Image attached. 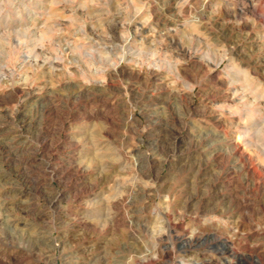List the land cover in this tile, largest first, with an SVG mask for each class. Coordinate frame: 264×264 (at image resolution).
I'll return each mask as SVG.
<instances>
[{
	"label": "rangeland",
	"instance_id": "rangeland-1",
	"mask_svg": "<svg viewBox=\"0 0 264 264\" xmlns=\"http://www.w3.org/2000/svg\"><path fill=\"white\" fill-rule=\"evenodd\" d=\"M156 3L0 0V264H264V0Z\"/></svg>",
	"mask_w": 264,
	"mask_h": 264
},
{
	"label": "bare ground",
	"instance_id": "bare-ground-1",
	"mask_svg": "<svg viewBox=\"0 0 264 264\" xmlns=\"http://www.w3.org/2000/svg\"><path fill=\"white\" fill-rule=\"evenodd\" d=\"M67 1V0H66ZM69 1V0H68ZM86 1V0H85ZM145 1H147V3H149L150 5H151V8H152V16H153V21L156 23V26L157 27H159V28H163V29H165L166 27H168L169 25H171V24H174L172 21H170V19L168 20V19H166L165 18V16L163 15V13H162V10L161 9H159V8H157L158 6H157V3H156V0H145ZM177 1V0H176ZM191 1V0H190ZM253 1V0H252ZM257 1V0H256ZM251 2V1H250ZM60 3H63V0H52V7L53 6H55V5H58V4H60ZM82 3V2H81ZM78 4H80V1L78 2ZM160 4V3H159ZM83 5V9H85V11L88 13V14H90V15H92L94 12H97V11H100L101 9H99V7H97V6H87L85 3L84 4H82ZM255 5V4H254ZM160 7V6H159ZM163 7V6H162ZM187 6L186 5H183V7H182V9H185ZM176 8V7H175ZM164 9V8H163ZM103 10V9H102ZM169 10V9H168ZM176 10V9H175ZM56 11V10H55ZM167 11V10H166ZM187 11V10H186ZM164 12V11H163ZM168 13V12H167ZM57 14V13H56ZM166 15V14H165ZM170 16V15H169ZM179 19H181V18H179ZM182 20H183V18H182ZM21 22V21H20ZM59 24L60 23H58V21H57V23H54L53 25H48L43 31H42V36H47V35H49L52 31H54V28L55 27H57V26H59ZM23 25V24H22ZM178 25V24H177ZM145 26V25H144ZM176 26V25H175ZM15 27V26H14ZM19 27V26H18ZM171 27V26H170ZM183 30V29H182ZM185 32V31H184ZM25 33L24 32H22V33H20V35H24ZM176 36H178V37H183L184 35H183V31H179L178 32V35H176ZM174 38V37H173ZM179 39V38H178ZM237 49V48H236ZM185 54H187V52L185 53ZM184 54V55H185ZM93 57V56H92ZM193 59H195V60H197L196 58H193ZM227 59V58H226ZM230 59V58H229ZM11 60V59H10ZM231 61V60H230ZM198 63V62H197ZM201 66V65H200ZM4 68V67H3ZM3 68H1L0 70H1V72L3 73V71H4V69ZM7 69V68H6ZM185 70V69H184ZM7 71V70H6ZM5 73V72H4ZM155 73V72H154ZM202 73V72H201ZM264 74V73H263ZM12 75V74H11ZM151 75V74H150ZM213 75V74H212ZM2 76V75H1ZM3 76H4V74H3ZM2 76V77H3ZM153 76V75H152ZM218 76V75H217ZM264 80V79H263ZM223 81V80H222ZM224 82V81H223ZM226 82V81H225ZM244 83H246V82H244ZM234 85V84H236V83H230V85ZM88 90V89H87ZM22 91V90H21ZM89 91V90H88ZM19 92V91H18ZM73 93V92H72ZM24 94V93H23ZM81 94H82V92L81 91H78L77 93H75L73 96H71V98L73 99V101L74 100H77L80 96H81ZM90 94V93H89ZM88 95V94H87ZM26 96H29V93L27 94L26 93ZM146 97V96H145ZM98 98V97H97ZM28 99V98H27ZM88 99V98H87ZM94 99V98H93ZM146 99L147 98H142L141 99V103H142V112H143V114L145 115V117H146V121L147 122H150V124H149V126H150V132H152V131H154V129H155V127H157V123H156V116L154 115L155 113H152V111H151V106H152V104H149L150 102L149 101H146ZM143 100H145V102L143 101ZM100 101V100H99ZM143 101V102H142ZM226 101V100H225ZM98 102V101H97ZM95 103V102H94ZM152 103V102H151ZM52 108L51 107H49V108H47L46 109V112L48 113V114H51V112H52ZM46 113V114H47ZM93 113V112H92ZM76 117V116H75ZM233 118V117H232ZM231 118V119H232ZM219 120H221V119H216V120H214L215 121V123H218V121ZM227 121V120H226ZM229 121V120H228ZM225 122V121H224ZM230 122V121H229ZM32 124V123H31ZM161 125V124H160ZM4 130V129H3ZM2 131L0 130V133H1ZM3 133V132H2ZM2 135H4V133L2 134ZM22 137V136H21ZM6 138V137H5ZM217 139V138H216ZM177 140V139H176ZM177 142V141H176ZM21 143V142H20ZM203 143V142H202ZM201 143V141L200 140H197V142H196V145L197 146H199V145H201L202 144ZM212 143V142H211ZM223 145H225V146H227L228 144H230L231 142H230V140H226V141H223V142H221ZM175 144V143H174ZM11 145V146H10ZM66 147V146H65ZM174 147V146H173ZM231 147V149H229V150H226V152H230V153H232V154H234V155H236V156H238V159H237V161H242V162H245L246 160H248L249 161V158L248 159H246L245 160V155H244V153H242V152H240L241 150H240V147H239V145H237V144H233V145H231L230 146ZM177 148V147H176ZM212 149H214V151L213 152H215V151H217V150H221V148L219 147V146H217V144H214L212 147H211ZM5 149L7 150V152H10L9 153V155H7L6 157H9V156H11V155H16L17 153H18V151L20 150V145L19 144H17V145H13V142L11 143V144H9V143H7L6 145H5ZM24 150V149H23ZM177 150V149H176ZM219 152V151H218ZM6 153V152H5ZM19 154V153H18ZM228 154V153H227ZM14 159H15V157H14ZM27 161V160H26ZM148 162H149V160H148ZM25 163V162H24ZM44 164H46V166H45V168H49V167H51V164L49 163V162H44ZM245 165H246V168L248 169V171H250L251 169L249 168V166L246 164V162H245ZM65 169L64 170H61L62 171V173L61 174H57L58 175V178L60 179V180H64V179H69V178H71L72 176H74V175H76L77 173H78V168H80L77 164H75L74 162H66V164H64V166H63ZM62 169V168H61ZM97 169H99V168H97ZM255 169V168H254ZM52 171L53 172H56V169H52ZM30 175L26 172V173H24V175H23V185H25V186H27L29 183H30ZM74 178V177H73ZM24 189V188H23ZM11 190V189H10ZM20 190H22V189H20ZM30 190V189H29ZM28 190V191H29ZM9 192V191H8ZM22 192V191H21ZM23 193V192H22ZM38 193V192H37ZM43 193V192H42ZM31 193L30 192H28V195H30ZM34 194V193H33ZM54 194V193H53ZM7 195V194H6ZM10 195V194H9ZM74 195V194H73ZM64 196H65V193H63V191H57V193H56V196H54V197H52V198H50V199H47V203H48V206H50V207H53V206H55L57 203H59L60 202V200L62 199V198H64ZM67 196V195H66ZM44 197V196H43ZM67 198V197H66ZM65 198V199H66ZM6 199L5 200H0V209H3V207H5L6 205H7V202H9V201H6ZM62 202V201H61ZM206 202V201H205ZM26 204V205H25ZM25 204H22L21 205V207H19L17 210H16V212H25V213H27L30 209H31V203L30 204H27V203H25ZM113 204V203H112ZM211 204V203H210ZM47 205V204H46ZM189 205V204H188ZM215 204H213V206H214ZM8 206V205H7ZM25 206V207H24ZM57 206V205H56ZM113 206V205H112ZM116 206H118V205H116ZM181 206V205H180ZM203 206V205H202ZM205 206V205H204ZM228 207V206H227ZM8 208V207H7ZM58 208H59V206H58ZM116 208H118V207H116ZM54 209V208H53ZM189 209V208H188ZM208 209V208H207ZM212 209V208H211ZM214 209V208H213ZM46 210V209H45ZM177 211V210H176ZM206 211V210H205ZM211 211V210H210ZM13 211H8V212H6L7 214H5V213H1L0 212V225H2V224H11V223H13V222H15L16 221V219H14V218H11L10 216L12 215V214H14V212L12 213ZM208 212H209V210H208ZM63 213V212H62ZM192 213V212H191ZM206 214V213H205ZM205 216V215H204ZM199 219V218H198ZM167 224H168V226H170V221H169V219L167 218ZM236 223V222H235ZM62 224H67L66 223V221H64V222H62ZM236 225V224H235ZM38 227V226H37ZM40 227V226H39ZM237 227V226H236ZM216 228V227H215ZM39 231V230H38ZM34 231H33V227L31 228V230H30V234H28V236H29V240H32L33 239V235H34V233H33ZM168 232H170L169 230H168ZM219 232V231H218ZM38 236H37V239H39V240H43V239H46L47 237L46 236H44V233H42V232H39L38 234H37ZM2 236V235H1ZM3 237V239L5 240V241H9L10 240V237L9 236H2ZM170 237V236H169ZM168 237V239H170ZM35 238V237H34ZM2 239V238H1ZM3 240V241H4ZM233 240V239H232ZM27 242H30V241H27ZM32 242H34V241H32ZM38 242V241H37ZM40 242H42V241H40ZM47 242H48V239H47ZM185 242V241H184ZM43 243H44V241H43ZM64 243H65V240H60V242H55V244L53 243V245L55 246V247H60L61 246V244H63L64 245ZM41 244V243H40ZM183 244H185V243H183ZM230 244H232L231 242H228V241H225L224 242V246L225 247H232V245H230ZM34 245H36V242H35V244ZM235 245V244H234ZM234 247V246H233ZM232 249V248H231ZM232 251L235 253V256H242V255H239L238 253H237V251H234L233 249H232ZM229 252H230V250H229ZM226 261V260H225ZM182 262H184V261H182ZM226 263H229V260H227L226 261ZM177 264H178V262H177Z\"/></svg>",
	"mask_w": 264,
	"mask_h": 264
}]
</instances>
